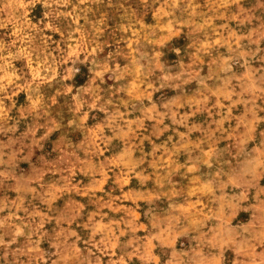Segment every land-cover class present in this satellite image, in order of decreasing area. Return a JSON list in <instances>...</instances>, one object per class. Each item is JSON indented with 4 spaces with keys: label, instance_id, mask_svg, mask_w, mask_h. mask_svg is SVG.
<instances>
[{
    "label": "rangeland",
    "instance_id": "obj_1",
    "mask_svg": "<svg viewBox=\"0 0 264 264\" xmlns=\"http://www.w3.org/2000/svg\"><path fill=\"white\" fill-rule=\"evenodd\" d=\"M0 264H264V0H0Z\"/></svg>",
    "mask_w": 264,
    "mask_h": 264
}]
</instances>
